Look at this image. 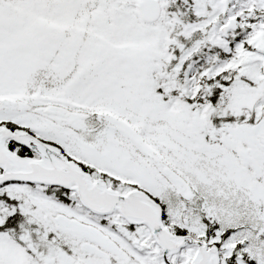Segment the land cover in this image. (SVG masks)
<instances>
[{
    "label": "snow or ice",
    "instance_id": "obj_1",
    "mask_svg": "<svg viewBox=\"0 0 264 264\" xmlns=\"http://www.w3.org/2000/svg\"><path fill=\"white\" fill-rule=\"evenodd\" d=\"M0 264H264V0H0Z\"/></svg>",
    "mask_w": 264,
    "mask_h": 264
}]
</instances>
